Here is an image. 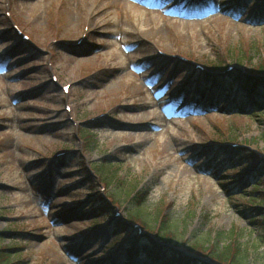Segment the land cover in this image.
Returning <instances> with one entry per match:
<instances>
[{
  "label": "rangeland",
  "instance_id": "374dc122",
  "mask_svg": "<svg viewBox=\"0 0 264 264\" xmlns=\"http://www.w3.org/2000/svg\"><path fill=\"white\" fill-rule=\"evenodd\" d=\"M261 61L262 1L0 0V248L13 264H160L117 246L120 232L135 243L127 201L141 194L140 244L166 212L168 246L222 233L264 264L253 181H230L245 152L264 156V123L247 116L264 98L226 91Z\"/></svg>",
  "mask_w": 264,
  "mask_h": 264
},
{
  "label": "trees",
  "instance_id": "16d2710c",
  "mask_svg": "<svg viewBox=\"0 0 264 264\" xmlns=\"http://www.w3.org/2000/svg\"><path fill=\"white\" fill-rule=\"evenodd\" d=\"M254 1L261 2L262 0ZM263 7L264 4H262V8ZM252 66L253 68L251 69V71L254 74L237 75L235 79V81L237 82L235 83L236 85H231L230 87H227L228 89L226 91L228 94L234 93L235 98L239 99L240 102H247L255 106V104H258L256 101L257 96H259L260 98H264V62L261 61L253 64ZM240 90H242L243 92H241ZM263 112L264 109L262 111H253L249 114V117L253 118L254 114H260L261 116L259 117V121L264 123ZM241 156L242 158L239 161V165L232 167L235 173H233V179L230 181L239 183V185L249 181L250 179L253 181L252 188L248 191L249 201H247V203L249 209H252L258 214V217L254 219V222L258 226H261L262 234L260 237H262L261 240L264 241V198L259 197L264 194V189H262L264 188V173H261L262 171H264V159L258 156L257 154H254L253 152H245ZM245 190L246 189L241 190L238 194V197H244ZM140 195L129 196V199L127 201L129 203V206L127 208V220L131 222L137 221L143 227H146L147 222L145 218H143L142 211L139 206V203L141 202ZM87 196L88 198H92L93 200L96 199L101 201L100 204H98L97 209L105 210V212L108 213L109 209L112 208V206L107 201L101 200L102 197L98 195V193L94 195H91L89 193V195ZM257 199L261 202H259L260 204H254ZM133 201H135L138 206L133 204ZM156 219L158 220L157 233L159 240H163L164 242L170 241V239L172 238V234L170 232L171 224L168 220V214L164 212L160 215V218L157 217ZM95 223L96 221H94L92 225L94 226ZM109 224L111 227L114 226V229L116 231L121 227H124L126 222L117 219L115 221H111ZM13 233L16 234V231H13ZM118 236H121V240L117 244L121 245L124 241L122 246H120L124 247V244L126 242L124 240L125 234H122L120 232L115 236V238H117ZM221 236L222 233H218L217 237H215V239L208 245H205L203 242L191 244L188 243L187 249L192 253L209 257L210 260L217 261L220 264H249L245 262L248 255L247 250L240 249L237 242L231 238L230 242H228L225 246H220L218 239ZM148 240L150 242L149 245H135L133 242L130 243L126 247L128 257H131L133 252L136 253L139 248H142L143 252L149 257H152L154 261L158 260V258H165V261H162L160 264H165L167 260L168 264H197V260L194 257L188 256L183 252L176 251L172 247L167 246L165 244L159 245L156 241L152 240L151 238H148ZM13 255L14 254L12 253L11 248H0V264H13L14 260L11 257Z\"/></svg>",
  "mask_w": 264,
  "mask_h": 264
}]
</instances>
